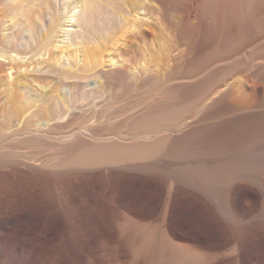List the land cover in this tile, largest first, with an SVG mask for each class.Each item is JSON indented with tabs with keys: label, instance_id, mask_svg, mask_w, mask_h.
<instances>
[{
	"label": "bare ground",
	"instance_id": "obj_1",
	"mask_svg": "<svg viewBox=\"0 0 264 264\" xmlns=\"http://www.w3.org/2000/svg\"><path fill=\"white\" fill-rule=\"evenodd\" d=\"M47 1L16 0V3L20 4L19 11L29 13L30 9L44 5ZM11 2L0 0V32L4 30L3 27L8 26H5L4 18L13 10ZM69 3L72 12L78 14L75 24L78 30L71 36V41L68 38L66 49L56 45L61 51L53 52L52 55L45 53V58H49H44L41 62L57 65L61 64L63 59L71 64L64 70L65 73H62L72 87L69 86V91L88 87L87 78L91 80L92 77L88 75L97 76V98L91 102L82 98L75 100L77 108L86 107L87 111L81 109L85 112V125L79 129L73 128L67 135H52L53 124L63 116L58 108L64 107L69 117L70 113L73 114L76 110L72 104L71 107L68 105L66 98L70 94L65 97V94L58 93L56 89L48 95L46 105L49 103V107L38 110L31 119H24L21 115V101L24 98L35 99L40 96L38 88L43 86L34 79L32 81L36 85H32L35 83L31 80V85L28 82V73L32 69L30 57H10L5 54L4 43L9 40L6 39L5 29L4 33L0 34V61L24 63V77H19L20 80L16 81L12 76L16 81L14 84L13 80L9 81L13 79L11 75L7 82L6 79H0L1 83H10L7 84V90L11 88V93L7 91L10 101L9 97L6 99L7 103L5 101L9 114L5 112V115L0 111V137L3 139L5 134L6 137L11 135L13 141L16 138L21 139V136H24V141H27L29 136L40 140H73L76 142L73 144L77 145L84 144V140L88 138L92 139L91 145L97 141H105L108 148L99 147L97 150L94 149L95 146L89 145L90 148H85L83 152L71 149L72 154L67 156L70 159L67 166L81 169L84 174L66 178H60L47 171L56 170L54 168L58 164L30 163L34 168L43 170L42 173L27 168L25 171L24 168H19L23 171L11 172L0 166V173L4 176L3 170L10 171L5 172L8 174L6 178L0 175V264H264V0H69ZM105 13L109 17L105 23L97 25L95 18L102 17ZM128 15L136 22H133L131 27H134V31L140 30L143 37L154 33L155 18L164 22L169 18L181 20V39L184 41H188L197 31L209 32L214 18L222 21L221 26L218 23L220 27L226 26V20L230 21L227 25H232L233 34H248L246 52H239L240 57L249 55L247 61L236 69H231L234 63H223L225 68L221 78L211 84L207 93L205 92L208 94L217 91L215 98L225 100L224 110L211 114L210 121L227 120L234 129L243 130L245 127L246 148L239 147L238 152L228 145H222L218 157L210 155L208 151H205L208 154L201 152L194 155L191 146L206 134V119L193 121V118L192 122L183 120L181 128L170 130V126H163L164 122L161 126L151 122L163 111L151 108L141 110L142 112L139 111L136 115L132 112L135 115L133 118L132 113L129 116L126 113V121L131 119L134 123L136 120V123L142 122L137 131H124L117 136L106 138L96 136L89 123L108 121L105 112L109 106L115 104L117 93L126 94L131 85L136 87L132 89L140 88L143 83L160 77V73H167L175 68L172 65H135L127 59L119 60L114 59L115 57L111 58V63H106L102 60L105 55L97 51L102 44H97L94 49L87 50L90 60L87 65H80L81 74V68L77 71L79 53L83 51V54H86V49L81 48L82 51L70 53L68 48H79L78 42L85 41L86 37L91 35L96 36V39H104V36L115 30L123 19L124 23H127ZM71 19L66 18L65 22L68 24L64 22V25L71 27ZM218 21H215V26ZM211 49L209 46L205 51L209 52ZM41 56L43 59V55ZM2 64L4 66V63ZM214 64L208 63L195 70V65L192 67L191 63L182 64L186 68V76L191 79L186 81L187 86L202 83L209 75V70L214 68ZM83 68L88 70L89 73L84 72L88 75L83 73ZM141 89H137L138 95L142 92ZM162 95L159 98L155 96L157 100L154 99V103L162 101L165 98ZM70 99L72 100V97ZM111 99L113 104L109 105ZM75 103L73 102L74 105ZM82 116L77 117L82 119ZM127 116L130 119L126 118ZM72 118L76 119L75 116ZM163 139L167 140L171 149L168 153L156 147ZM17 142L16 144L19 143ZM6 145L11 146L8 143ZM6 145H2L1 155L8 148ZM118 146L128 147L130 151L125 153ZM202 147L205 150L209 148L206 144ZM243 149L246 153L244 172L238 166L242 165V162L236 164L231 161L233 158L238 159L234 156L242 154ZM6 153L4 155L11 151ZM11 154L10 156H14L15 153ZM19 154L21 153L16 152L15 156ZM28 155L27 153L26 156ZM43 157L47 158V161L52 159ZM4 158L0 156V163L9 161L13 165H19L18 158L15 161L12 160L16 158H11V161ZM38 158L37 160L42 159ZM27 162L21 164L32 166ZM154 166L169 167V170L171 168L181 175L179 178L178 174L177 177H168V174L164 173L165 176L161 172L160 174L152 171L155 170ZM13 169L17 168H11Z\"/></svg>",
	"mask_w": 264,
	"mask_h": 264
},
{
	"label": "rangeland",
	"instance_id": "obj_2",
	"mask_svg": "<svg viewBox=\"0 0 264 264\" xmlns=\"http://www.w3.org/2000/svg\"><path fill=\"white\" fill-rule=\"evenodd\" d=\"M8 1L11 2L12 0H8ZM17 1L21 2V0H17ZM13 2H14V4H13ZM18 2L16 3V0L11 2V8L14 11L12 10L13 13L11 11L4 18V20L6 22L5 26H7V25L8 26H7V28L3 27L4 30H2V32H0V34L4 33V31L6 29V31H5L6 32L5 33L6 39L7 40L9 39L8 41H5L6 43H4V45H5L4 46V48H5L4 52L7 56H10V57L11 56L22 57L21 55L30 57V59H31L30 64H32L30 69L32 68L33 70L31 69V71L28 73V77H27L28 82L31 80L32 83H35L32 81L34 79V80L38 81L40 83V85L43 86L41 88H38V90L40 89L39 90V93L41 94L40 96H37L35 99L33 98L34 100L24 98L21 101V104H20L21 107L20 108H21V111H23V112H21V115H23L24 119H31V117L34 116L35 112H37L38 110L41 111V109H43V108L45 109V107L46 108L49 107V103L46 105V103L48 102V95L50 93L54 92L55 89L58 93H61L62 95L65 94L64 95L65 97L69 93L70 95H68V96L70 98L72 97V100L74 103H75V100H77L78 98L79 99L82 98V100H84V99L88 100L87 102H91V101L95 100L94 98L95 97L97 98V96H98L96 94V92L99 89L97 87L98 84L96 83V80L98 79L97 76L94 77L93 76L94 74L88 75V74L84 73L85 71L88 72V70L87 69L85 70L83 68V70H84L83 73L85 75H88V77L92 76L91 80H90V78H87V79H89V81H88L89 83L87 82L89 84L88 87L86 86L85 88L78 89L77 91H74L72 89L69 91V89H70L69 86L71 87V85H70V83L66 82V80H65L66 78L63 76L62 73H65L64 70H66L68 67H70L71 64H69V62L67 63L66 60L63 61V59H61V61H63V62L66 61V62L63 63L60 61L61 64L57 63L58 66L60 65L59 67L56 64H49V63L41 62L42 60L44 61L45 59H47V57L49 58V56H47L45 58V53L47 55H52L53 52H57L58 50H60V49H57L55 47L56 45L57 46L60 45V47H63L64 49H66V46L68 44L67 42H69V40L71 41V36L75 33V31L78 30L77 27H75L76 19L78 18L77 17L78 14L77 13L75 14L74 12H72L69 0H48L47 2H44L45 3L44 5L42 4L40 6H35L32 9H30L29 13L28 12L25 13V11H21V10L19 11L18 7L20 4ZM12 4H13V6H12ZM15 6H17V7L14 9ZM0 7H1V5H0ZM76 11H78V9ZM70 12H72V13L70 14ZM69 15H70V17H69ZM71 16H73L74 18H72ZM108 17L109 16L107 15V13H105L104 16L95 18V23L97 25H102L103 23H105L104 21ZM66 18H70V19L72 18L71 19L72 20V23H71L72 26L71 27L64 25ZM126 18H127V23L129 25L127 23H124V19H123V22L120 23L122 26L119 24L115 30L113 29L109 34H106L104 36V39H100V37H98L99 39H96L97 38L96 36L91 35V36L86 37V39H85L86 42L84 40L78 42L79 46H80L79 48L78 47L68 48L69 49L68 52H70V53H74V51H78V50L82 51L81 48L86 49V54H83V51L81 53H79L80 58H79V61L76 62L79 64L78 66H76V67H78L77 71L81 70L79 72L81 74V72H82V67H81L82 65L81 64L87 65V63H89V60H90V58L88 57L89 53L87 50H90L92 48L94 49V47H96L97 44H102V46L99 47L97 51L100 52L101 54H103V56L105 55L102 60H104V62L106 61V63H111L112 62L111 58L115 57L114 59H119V60L127 59V60H129L130 63L135 64V65H139V64L140 65H149V66L151 65L154 67H156V66L165 67L166 65H172V66H175L176 69L174 68L173 71H170L167 73L161 71L164 74L160 73L161 76L160 77L158 76L157 79L155 78L157 81L155 79H153L152 81H147V83L145 82L142 84L144 86L141 85L142 89H141V86H140V88H137L139 90L141 89V91L144 93L141 92L138 95L137 92L139 90L137 91V89H135L136 87L133 85H131V86L135 87L134 89H132V87L129 88L127 86L130 89V91L128 89H126V90H128L127 91L128 94H127L126 90H123V92H126V94L124 93V94L119 95L117 93L118 98H117V96L116 97L114 96L116 98V101L114 100V98H112L114 100L115 104H113V100L111 99L110 101L112 103L109 102L110 103L109 105H112V104L113 105L109 106V108L107 107L108 109H106V112H105L108 116V121H104L101 123H99V121H97V123H95L94 121H90V123H89V126L93 127V130L96 133V136L106 138L108 136H117L118 134H120L121 132H124V131H131V130L135 131L137 129V127H141L142 122L136 123V122H138V120H136L134 123L133 121H131L130 117H128L129 114L132 112L134 114L135 113L137 114L141 110L144 111L147 108H149V109L151 108L153 110L154 109L163 110L159 113V115L157 116V119L153 120L151 122L153 124L156 123L158 126H161L162 123L164 122L163 126L164 127L170 126V127H168L169 129L171 128L170 130H177V129L181 128L182 124H183L182 123L183 120H185V121L188 120V122H192L193 118H194L193 121L200 120L202 118L206 119V120H204L206 122V123H204V125H205L204 130H205L206 134L202 135L201 136L202 138L200 137V139H198V140L196 139L197 141L193 144V146H191V148H192L191 152H193L192 154H194V155H197V153H201V152H203L204 154H208V153H205V151H208L209 153H211L210 155H214V156L218 157L219 156V148L220 147L222 148V145L224 147H226V145H228V147L230 146L231 149L233 148V150L236 149L234 151H238V148L239 147L241 148L242 146L244 148H246L245 147L246 146V128L245 127L243 128V130H242V128L234 129L230 125L231 123L227 120H221L220 121V119L219 120L215 119V120L210 121L209 117L211 116V114L219 113V112L224 110V107H225L224 101L225 100H224V98H219V99L215 98V95H217V91L209 92L210 94L209 93L206 94V93H207L208 89L211 87V84H213L214 82H216L217 80H219L221 78L222 71L225 68V65L223 63H234L235 65L232 64L231 69H236L237 67L242 66L243 62L245 63L247 61L246 59L248 58L249 55L246 54V57H242V56L240 57L239 52H246V41L248 39V37H247L248 34L246 32H244V33L242 32L239 34V32H238V34L235 33L236 34L235 35V34H233L234 32L232 29L233 27H231L232 25H227L230 23V21L226 20V22L228 21L227 23L223 21L226 26L223 23V25L225 27H223V26L220 27L222 25L221 24L222 21H218L219 19L216 20L217 18H214L215 21H218L216 23L220 24V26L218 24L219 28L217 27V24L215 26V21L213 20L214 24L212 23V25H213L212 27L215 29H213L211 27V29L213 30V31L211 29L209 30V32L212 31L211 33H209V32L205 33V31H199V32L197 31L195 34L191 35V38L188 39V41H189L188 42V41H184L183 39H181V36H182L181 35V26H182L181 20H177L176 18H174V19L169 18L164 22V21H161V20L155 18V20H154L155 23L153 22V32L154 33H152L149 36L143 37L142 34L140 33V30H139V32H138V30L134 31V27H131V24L133 22H135L134 18L131 15L126 16ZM66 21H68V19ZM65 24H68V22L67 23L65 22ZM226 27H228V28L231 27V29L229 28L230 29L229 30ZM65 28H67V29L65 30ZM219 29H220V31H219ZM221 29H223V30H221ZM63 30L66 32H64ZM68 38H69V40H68ZM153 40H154V42H153ZM64 41H66V42H64ZM48 44L49 45L51 44V45L49 46ZM123 44L125 45V47H123ZM206 46L207 47L211 46L212 49L209 52L208 51L206 52L205 51V49L207 48ZM48 48H51V49H48ZM0 49H1V47H0ZM48 51H49V53H47ZM235 51L239 55H237L235 53ZM41 55H43V59H42ZM39 56H40V58H39ZM212 56H213V58H212ZM39 59H41V60H39ZM207 59H208V61H207ZM18 62L19 61L9 63V62L0 61V65H1L0 66V79L2 78L3 79L2 81H5V79H6V82H7L8 81L7 78L9 77V75H11V78L14 77L16 79V81L19 77L20 78L24 77V75H22V73L24 71L23 70L24 69L23 68L24 63H18ZM2 63H4V66ZM37 63H39V64H37ZM188 63H191L192 67H194V65H195V68H193L194 70L196 68L198 69L201 66H205L208 63H215L214 64L215 66L213 65L214 68L212 67L213 69L209 70V75L202 81V83H199V85H197V86H187L186 81L188 82L191 79L188 76H186V68L184 67V65L182 66V64L188 65ZM35 64H36V67H35ZM179 64L181 65L182 69H181ZM176 65H178V67H176ZM216 65H219V66H216ZM89 67H91V66H89ZM10 68H11V70H10ZM228 68H230V67H228ZM20 72H21V74H20ZM11 78L9 77L8 79H11ZM14 78L9 80V81L13 80L14 81L13 84L16 82L14 80ZM18 80H20V79H18ZM6 82H4V83H6ZM31 82H29V84ZM4 83L0 84V111L2 113L6 112L7 114H9V112H7V111H9V107L5 104V101H6V99H8V97H9V101H10V96H9V94H7L8 93L7 91H9V93H11V88H9L10 90H7L6 89L7 84H10V83H6V84H4ZM3 84H4V86L1 88V86ZM90 84L93 87H91ZM32 85H36V83L32 84ZM8 86H11V85H8ZM143 89L146 91H143ZM118 91H120V90H118ZM71 94H72V96H71ZM160 95L165 96V98H164L165 100L163 99L162 100L163 102L160 101L159 103H154L155 100H157V97L159 98ZM90 96H91V98H90ZM120 96H122V97L120 98ZM155 96H157V97H155ZM69 97L66 98L68 101V105H70V107L73 105L72 107L73 108L76 107L75 108L76 110L73 114L70 113V115H71L70 116L71 118H70L69 114L66 113L67 110L64 107L58 108L59 111L63 113V116L61 115V118L60 119L58 118L59 120L57 119L58 121L53 124V129H52V131L50 130L52 132L53 136L59 137L62 135H67V134H69L70 130L72 131L73 128L79 129L82 125H85L84 123L86 122V120L83 119L85 112H83V111H87V110H85L86 107L81 108L83 111L79 107H78L79 108L78 109L76 106V103L74 105L73 102H71L72 100ZM37 98L38 99L41 98V99H39V101H38ZM7 101H6V103H7ZM184 102H186V103H184ZM118 104H119V106H118ZM39 107H40V109H39ZM117 107H119V108H117ZM116 111H117V113H116ZM82 112H83V116H82ZM6 113H5V115H6ZM126 113H128V116L126 118L130 119V120H127L128 122L125 119ZM133 113L131 116L132 118H133V116L136 115V114L133 115ZM76 115L77 116L81 115L82 119L78 118ZM72 116L73 117L75 116L76 119L75 118L73 119ZM62 117H63V119H62ZM111 117H113V118H111ZM123 118H124V120H123ZM196 118H198V119H196ZM78 119H80L81 122L77 121ZM71 120H73V121H71ZM74 120H76V121H74ZM189 120H191V121H189ZM124 121H126L127 124L123 123ZM129 121L132 123L130 124ZM209 121H210V123L213 121H215V122H213L214 124L213 123L210 124ZM120 122H122V123H120ZM166 133H168V132H166ZM4 134H2V135H4ZM9 136L6 137V134H5V137H2L3 139H1V137H0V151L2 152L3 146H5L8 143L13 148H11V146H9L11 148L10 149L6 145L9 148L8 149V148L4 147V149L6 148L7 153L11 151V153L13 152L16 154V152H17V153H21V154H19V156H15V154H14V156H10L11 153L7 154L6 151H3L7 155H4L5 153H2L4 155L3 156V155H1V152H0V156L8 158L6 160H10V161L12 160L11 158H13V159L16 158L12 161L17 160V158H18L19 165H15V164L13 165L9 161H4V162L2 161L4 164L1 162L0 163L1 167H5L8 170H10L11 172L12 171H23V170L25 171L26 170L25 168H27V170L30 169L31 171L33 170L34 172L42 173V172H44L43 170H39V168H34L32 164L36 163L37 165L38 164L40 165L41 163H44V162L50 163V165L51 164H54V165L58 164V166L62 165L63 167L60 166L61 167L60 168L57 166L56 168H54L56 170H51V171L47 170V171L52 173V174L58 175L60 178H61V176L63 178H66V177H69L71 175H80V174L82 175V174H84L83 170H81V169L73 168V166H70V165L67 166V164L69 163V160H70L68 157H70L69 155L72 154L71 153L72 151L70 152L71 149L73 151L75 149V151H77V152H79V151L83 152L85 150V148L86 149H87V147L90 148V146H95L94 149H97V150L99 147L103 148V149L108 148V146L105 145L107 142L97 141V142L93 143V145H91L90 142L92 139L90 140L88 138H86V139L84 138L85 139L84 144L79 141L83 145H81V144L77 145V144H73V142H74L73 140L61 141V140H57V139L45 138L43 140L41 139L42 140L41 141L40 139L35 138V137L33 139L32 138L33 136H31L32 140L29 136L27 141L25 139V141H26L25 142L23 140L24 138L22 139V137H24V136H21V139L25 142L24 143L20 138H16V140L13 141L14 138H12L11 135H9ZM17 139L20 140L21 143ZM3 140H7V141H3ZM86 140H87V143H85ZM70 141H72V142L69 144ZM82 141H83V139H82ZM161 141H160V144L161 143H163V144H161V145L159 144L160 146L156 145V147H158L160 150H162V152L163 151L167 152V153L170 152L171 149L167 145V140L164 141V139H163V141L162 142ZM10 142L14 145L10 144ZM16 142L18 144H16ZM74 143H76V142H74ZM178 143H180V142H178ZM203 144L204 145L206 144L209 148L207 150H205L202 147ZM75 146H78V147H75ZM64 147H66V148H64ZM113 148L115 149V147H113ZM118 148H120L122 151L124 150L125 153L130 151V149L128 147H125V146H118ZM78 149H80V150H78ZM109 150H111V149H109ZM22 153L25 155L23 156ZM27 153L29 154L28 157L26 156ZM39 153H41L43 155H41ZM203 153H202V155H203ZM241 153L242 154H240L238 156L237 155L234 156V157H238V159L233 158L231 161L233 163H236V164L237 163L241 164V162H242V165H238V166L240 169L242 168L243 169L242 172H244V169L246 168V165H244V164H246L245 163L246 162L245 150L243 149ZM36 154H38L37 156L39 158L40 157L42 158L43 156H45V157L47 156L48 158L50 157L52 159L56 158V160H53V161L54 162L57 161V162L54 163L52 161V159H50V161H47L48 159L44 158V157L42 159H40L41 161L37 160L38 157L35 156ZM30 155L31 156L33 155V157H30ZM66 157L68 158L67 161H66V159H67ZM5 158H4V160H5ZM19 158L20 159L22 158L23 160L22 159L20 160ZM57 158L58 159L61 158L62 160L61 159L58 160ZM24 159H27V160H24ZM244 160H245V162H244ZM21 161L24 163H25V161L26 162L29 161V163L27 162V164L32 165V166H25V165L23 166V164H21L22 163ZM238 161H240V163ZM31 162H32V164H30ZM58 162H61V164ZM64 164H66V165H64ZM13 167L17 168L18 170L17 169L11 170V168H13ZM19 168H21V169L24 168V169L19 170ZM153 168L155 170H152V167H151L152 171H155L157 173L161 172L163 175L168 174L167 175L168 177H170L171 175L174 177V176H176V174H178V177L177 176L176 177L179 178V176L181 175V174H179L178 171H173V169H171V168L169 170V167H162L161 168L159 166H157V167L154 166ZM7 169L3 170L5 176L2 173H0V175L2 174L1 176H3V178H6L8 175L7 173L10 172V171H7ZM49 169H51V168H49ZM162 171H164V172H162ZM0 172H2V171H0ZM5 172H7V173H5ZM1 176H0V179H2Z\"/></svg>",
	"mask_w": 264,
	"mask_h": 264
}]
</instances>
